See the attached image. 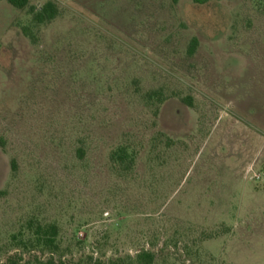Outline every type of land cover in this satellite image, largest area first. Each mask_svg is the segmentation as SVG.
Instances as JSON below:
<instances>
[{
    "label": "rangeland",
    "instance_id": "1",
    "mask_svg": "<svg viewBox=\"0 0 264 264\" xmlns=\"http://www.w3.org/2000/svg\"><path fill=\"white\" fill-rule=\"evenodd\" d=\"M49 1L0 0V263L264 264V0Z\"/></svg>",
    "mask_w": 264,
    "mask_h": 264
},
{
    "label": "trees",
    "instance_id": "2",
    "mask_svg": "<svg viewBox=\"0 0 264 264\" xmlns=\"http://www.w3.org/2000/svg\"><path fill=\"white\" fill-rule=\"evenodd\" d=\"M12 7L17 10H25L27 8L30 9V13L33 15V21L38 25H43L45 23L51 22L55 20L59 14L58 7L55 3L49 1L47 2L41 9L37 10L35 7L30 6V0H5ZM195 4L205 5L211 1H223V0H193ZM25 37L29 38L33 44L38 42L37 36L34 32L28 28L24 27L22 29ZM199 46V41L197 38H193L189 47H188V55L190 57L196 54V51ZM151 96V95H149ZM184 102L192 107V99H184ZM7 146V140L4 137L0 136V148L4 149ZM80 158L84 157V151L79 150ZM112 161L118 164L120 167L124 169L130 170L134 166L135 163V155L127 146H119L111 155ZM12 169L16 171V163L12 162ZM3 193H0L2 196ZM59 235V229L56 225H50L43 227L38 225L35 229L34 236L35 241L30 242V245L34 247H43L46 250H50V252H56L59 250L57 245V238ZM24 249L28 250L29 247L24 245ZM129 260V259H128ZM156 255L149 251H143L138 253L135 258L130 259V261L126 262L125 259H111L107 264H155ZM22 261V255L18 254L17 258L14 257L10 259V264H19ZM1 264V263H0ZM39 264H57L53 259L47 262H39ZM95 264H103L99 261H96ZM105 264V263H104Z\"/></svg>",
    "mask_w": 264,
    "mask_h": 264
},
{
    "label": "built area",
    "instance_id": "3",
    "mask_svg": "<svg viewBox=\"0 0 264 264\" xmlns=\"http://www.w3.org/2000/svg\"><path fill=\"white\" fill-rule=\"evenodd\" d=\"M257 179H260V177H259V176H257Z\"/></svg>",
    "mask_w": 264,
    "mask_h": 264
}]
</instances>
